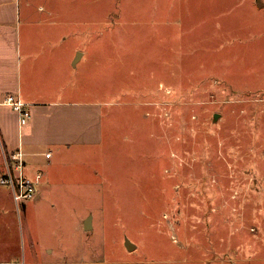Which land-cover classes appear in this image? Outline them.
<instances>
[{"label": "rangeland", "instance_id": "obj_1", "mask_svg": "<svg viewBox=\"0 0 264 264\" xmlns=\"http://www.w3.org/2000/svg\"><path fill=\"white\" fill-rule=\"evenodd\" d=\"M25 1L105 133L0 182V264H264V0Z\"/></svg>", "mask_w": 264, "mask_h": 264}, {"label": "crops", "instance_id": "obj_2", "mask_svg": "<svg viewBox=\"0 0 264 264\" xmlns=\"http://www.w3.org/2000/svg\"><path fill=\"white\" fill-rule=\"evenodd\" d=\"M27 8L25 0H0V172L4 170L3 150L11 154L21 149L25 171L34 175L41 161L50 162L54 150L93 146L102 141L106 104L76 96L69 64L76 66L81 55L62 59L54 52L57 38H33L38 34L30 26L48 20H32ZM46 23L55 25L53 20ZM62 66L64 82L59 79L55 84V74ZM11 94L31 110L26 124H21L18 111L4 103Z\"/></svg>", "mask_w": 264, "mask_h": 264}, {"label": "built area", "instance_id": "obj_3", "mask_svg": "<svg viewBox=\"0 0 264 264\" xmlns=\"http://www.w3.org/2000/svg\"><path fill=\"white\" fill-rule=\"evenodd\" d=\"M4 103L11 105L20 115L21 124H26L32 112L25 102L18 99L14 94L8 95ZM4 170L0 172V182L10 186L18 213L21 206H25L28 200L35 197L38 185L41 183L43 172L39 169L34 175H29L25 171V153L19 149L11 154L3 150ZM51 153H47L49 157Z\"/></svg>", "mask_w": 264, "mask_h": 264}, {"label": "water", "instance_id": "obj_4", "mask_svg": "<svg viewBox=\"0 0 264 264\" xmlns=\"http://www.w3.org/2000/svg\"><path fill=\"white\" fill-rule=\"evenodd\" d=\"M80 55H81V54L79 53L78 58H79ZM90 225H91L90 218H88L87 221H86V228L90 227ZM132 246H133V245H132L131 243L128 245V247H130V248H131Z\"/></svg>", "mask_w": 264, "mask_h": 264}]
</instances>
